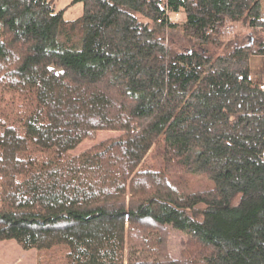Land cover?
Returning a JSON list of instances; mask_svg holds the SVG:
<instances>
[{"label":"trees","instance_id":"obj_1","mask_svg":"<svg viewBox=\"0 0 264 264\" xmlns=\"http://www.w3.org/2000/svg\"><path fill=\"white\" fill-rule=\"evenodd\" d=\"M77 3L70 22L55 0H0L3 82L36 100L22 134H0V242L65 246L68 264H159L139 261L147 233L164 250L172 228L195 245L181 264H264V85L251 76L264 0H168L180 22H160V0ZM103 130L127 136L67 156ZM30 143L53 157H24ZM156 144L162 170L137 172Z\"/></svg>","mask_w":264,"mask_h":264},{"label":"rangeland","instance_id":"obj_2","mask_svg":"<svg viewBox=\"0 0 264 264\" xmlns=\"http://www.w3.org/2000/svg\"><path fill=\"white\" fill-rule=\"evenodd\" d=\"M55 1L56 8L58 10L67 9L65 13V19L67 21L72 22L83 17V4L77 3L72 5L74 0ZM181 18L182 17L179 15L172 21L180 22L182 20ZM236 29L235 31H243L245 34L248 33V31L245 30ZM78 37L79 35H77L76 40H78ZM170 37L171 31H168V41H170ZM10 69H12L11 64H0V73H2L0 75V134L4 129L8 128L17 129L22 134L24 131V123L32 113L34 109L33 104L36 103V100L30 93H23L12 88H6L5 83L3 82V79L6 78L3 77V74H7ZM251 76L255 82L264 85V57H251ZM126 136L127 132L120 130L98 131L89 139L84 140L80 145L77 146V148L70 151L67 156L72 159L78 158L84 153L94 150L100 144L107 143L110 145L111 142L119 141L126 138ZM163 156L164 146L162 144H156L147 154L137 172L140 170L160 172L162 170L160 162L162 161ZM24 157H32L37 164H41L51 159L53 154L51 152H42L40 149L30 143L29 150L26 151ZM34 170H38V168H34ZM8 182L9 180H7V183ZM22 182L23 181H19L18 184ZM185 183L188 187L193 189L202 187L212 188V184L205 177H189ZM4 185H6V182L0 183V192L3 191L4 188L6 189ZM1 186H3V188ZM163 232L165 235V249H160L158 245V236L156 233L148 232L147 238L149 239L152 255L147 257L146 255H141L139 261H156L159 264H166L168 262L181 264L183 260L189 261L194 256V253L196 252L195 245L189 241L186 235L173 230L172 228H167ZM134 233V235L138 234L137 237L143 236L141 238H144V235H146L144 231L138 227L134 230ZM69 253L70 250L65 246L55 247L51 250L33 249L26 251L15 241L0 242V264H68ZM131 257L132 249L127 236L125 258L129 260Z\"/></svg>","mask_w":264,"mask_h":264},{"label":"built area","instance_id":"obj_3","mask_svg":"<svg viewBox=\"0 0 264 264\" xmlns=\"http://www.w3.org/2000/svg\"><path fill=\"white\" fill-rule=\"evenodd\" d=\"M164 5H165V14H164V17L163 19L160 20V22H162L164 19H167V20H173L175 17H178L179 15L178 14H172L170 9H169V5H168V0H160ZM235 32V28L233 27H227L225 29V33L226 34H231V33H234Z\"/></svg>","mask_w":264,"mask_h":264}]
</instances>
